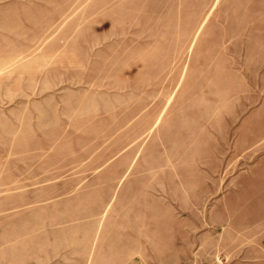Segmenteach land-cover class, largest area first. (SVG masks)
Returning <instances> with one entry per match:
<instances>
[{
    "label": "rangeland",
    "instance_id": "374dc122",
    "mask_svg": "<svg viewBox=\"0 0 264 264\" xmlns=\"http://www.w3.org/2000/svg\"><path fill=\"white\" fill-rule=\"evenodd\" d=\"M263 157L264 0H0V264H72L81 236L106 234L79 216L114 201L140 209L145 264L168 262L176 236L189 264H222L239 240L217 204ZM146 183L172 202L160 230L136 205Z\"/></svg>",
    "mask_w": 264,
    "mask_h": 264
},
{
    "label": "crops",
    "instance_id": "0c3cea01",
    "mask_svg": "<svg viewBox=\"0 0 264 264\" xmlns=\"http://www.w3.org/2000/svg\"><path fill=\"white\" fill-rule=\"evenodd\" d=\"M239 28L240 27L235 28L234 26L228 25L227 27L221 29L222 35H224L222 39H232L231 36L235 30ZM240 30L252 31V35L250 36L251 39H253V37H256L257 25L254 24V27H243ZM219 39L220 38H217V40ZM233 39L235 40L234 37ZM222 44L224 46H229L224 42L220 43V45ZM176 111L177 110H174V112L169 116L172 121L169 126H176L175 128H178L177 120L180 117L177 118L178 114ZM194 115H196V113L194 114L190 111V114L185 115V119H189L191 122L192 116ZM197 116L199 118V122L202 121V119L205 123L207 122L205 132L208 135L209 117H204L201 110L200 113H197ZM210 125L214 127L213 123ZM222 125L225 126L224 121H222ZM191 135L192 132H189L188 136L191 137ZM217 135H219V132H217ZM218 138L220 139L219 136ZM150 157L156 158L157 154ZM166 157L168 159L173 158L169 155L164 156L162 159ZM146 159L150 158L146 157ZM160 161L161 160H159L156 164ZM151 168L152 167H148L147 170L150 171ZM157 169L159 170L160 168ZM171 169L168 170L171 171ZM159 172L160 171H158V173ZM160 179V175L158 174L157 180L159 182ZM157 186L160 187V184L146 183L142 192L144 194L141 195L144 199L148 200L140 202V205L136 203V205L145 206L147 210L152 207L153 215H151V219H156L157 222V225H154L153 227L154 229L160 230V222L164 221L162 219H168L170 216L157 214V208L162 206L164 211L166 209L169 212L168 207L172 202L164 200V198L161 200L160 197L152 199V197H155L152 194V191L159 190ZM110 197L109 200H111ZM109 200L107 202H109ZM107 202H105V204ZM111 202L112 201H110V204ZM119 207L120 205L116 204L114 201L111 204L108 215L104 218L91 214L79 216L88 217L101 226L104 223L106 234L103 239L99 240V237H97V240L94 239L92 241L87 235L81 236V244L79 246V251H77L78 255L73 252L71 257L72 264H145L138 254V248L140 249V227H142L140 226V222H143V220L140 219V209H134V213H131V211H129L132 209L130 204H128L125 208ZM120 209L126 213V215L118 214ZM217 210L219 211V216L224 219L221 222L223 238L226 240H239L238 242H234L232 247H229L228 245V247L220 249V251H218V255L220 257L217 261L222 264H264V159L242 172L238 182H234L233 191L231 193H226L224 198L219 200ZM172 219L174 220H170L171 225L169 227H171L175 235L182 232L186 235L187 232H189L190 227H187V218L182 217L179 218L180 220H177L175 216H172ZM154 220H150L149 222H153ZM189 241H191V243H189ZM171 245L173 246V250L169 252V254H171L172 258H169L168 262L167 260H164L162 263L159 258L158 264H189L192 261L191 238L184 236V239H181L180 242H178V237L176 236ZM58 264H63V262H59Z\"/></svg>",
    "mask_w": 264,
    "mask_h": 264
}]
</instances>
